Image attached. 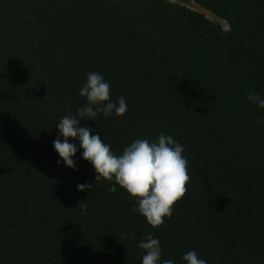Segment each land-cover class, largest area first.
Masks as SVG:
<instances>
[{
	"label": "trees",
	"instance_id": "obj_1",
	"mask_svg": "<svg viewBox=\"0 0 264 264\" xmlns=\"http://www.w3.org/2000/svg\"><path fill=\"white\" fill-rule=\"evenodd\" d=\"M193 1L228 28L169 0H0V264H141L149 233L176 264H264V109L247 99L264 96V0ZM93 71L127 111L82 127L117 155L161 133L184 147L187 192L159 227L82 149L57 165L55 124Z\"/></svg>",
	"mask_w": 264,
	"mask_h": 264
},
{
	"label": "clouds",
	"instance_id": "obj_2",
	"mask_svg": "<svg viewBox=\"0 0 264 264\" xmlns=\"http://www.w3.org/2000/svg\"><path fill=\"white\" fill-rule=\"evenodd\" d=\"M111 84L98 72H89L82 84L79 95L87 103L78 108L75 114L62 117L55 125L58 129L53 148L58 154L57 165L76 168V154L88 161L96 173V182L105 179L114 181L109 191L115 192L118 184L136 204L132 211L146 219L152 227H159L164 219L170 218L174 204L187 192L190 180L188 161L183 155L184 147L171 135L161 133L154 141L135 139L127 145L122 154L111 151V146L103 142L91 127H82L81 121H93L99 114L122 116L127 111L124 97L112 101ZM248 101L264 109V96L257 92L249 93ZM78 141L77 143L70 142ZM92 185L78 184L77 190L90 189ZM78 207H81L80 203ZM86 210L87 206H82ZM143 250L141 264H176L173 259H162V248L158 238L147 234L138 243ZM181 259L185 264H207L199 258L195 250L184 253Z\"/></svg>",
	"mask_w": 264,
	"mask_h": 264
},
{
	"label": "rangeland",
	"instance_id": "obj_3",
	"mask_svg": "<svg viewBox=\"0 0 264 264\" xmlns=\"http://www.w3.org/2000/svg\"><path fill=\"white\" fill-rule=\"evenodd\" d=\"M169 1L181 4V5H185V6L189 7V8L195 9V10H199V11L203 12L208 19H210V20H212V21H214L216 23L221 24L225 29L228 28L227 24L223 20H221L220 18H218L215 15L211 14L209 11L201 8L193 0H169Z\"/></svg>",
	"mask_w": 264,
	"mask_h": 264
}]
</instances>
